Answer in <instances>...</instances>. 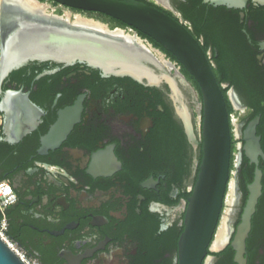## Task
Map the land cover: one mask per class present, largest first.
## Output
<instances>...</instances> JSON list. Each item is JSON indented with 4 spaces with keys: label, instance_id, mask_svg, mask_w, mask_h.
I'll return each instance as SVG.
<instances>
[{
    "label": "flooded vegetation",
    "instance_id": "1",
    "mask_svg": "<svg viewBox=\"0 0 264 264\" xmlns=\"http://www.w3.org/2000/svg\"><path fill=\"white\" fill-rule=\"evenodd\" d=\"M192 2L169 0L167 7H159L181 18ZM210 7L206 5L202 27L240 30L246 55L255 62L257 77L264 84V4L250 0L243 10L213 7L211 12ZM23 15L16 11L14 17L4 15L1 20L5 25L23 24L28 20ZM117 29L167 62L161 67L180 82L197 132L201 97L195 96L183 66L139 31L128 26L112 31ZM36 63L45 69L41 73L57 72L38 80L41 73L13 80L11 72L0 94L1 102L6 93L22 91L43 112L38 128L17 141L12 128L6 130L7 115L0 111V175L17 195L9 208L17 243L40 264H175L187 201L181 194L192 192L201 151L187 139L169 85L149 87L127 77H105L80 62ZM231 94L233 108L248 111L239 95L241 104ZM82 96L79 123L58 149L39 155L41 139L56 123L59 111ZM244 125L245 121L238 126L241 140ZM94 164L108 167L103 174ZM151 180L152 187H144ZM217 261L215 257L212 264Z\"/></svg>",
    "mask_w": 264,
    "mask_h": 264
},
{
    "label": "water",
    "instance_id": "2",
    "mask_svg": "<svg viewBox=\"0 0 264 264\" xmlns=\"http://www.w3.org/2000/svg\"><path fill=\"white\" fill-rule=\"evenodd\" d=\"M67 8L99 13L133 28L172 54L185 70L194 78L200 88L202 100L198 104L200 114V133L196 132L187 98L180 88L178 79L159 66L156 61L141 58L135 53L129 54L124 49L109 41L98 40L73 44L59 35L39 38V26L25 27L14 22L7 23L0 19V94L4 79L13 71L30 62H54L71 65L75 62L86 63L89 67L103 72L105 77L131 78L149 87L159 86L162 82L169 85L177 98V111L184 124V131L189 143L200 149L201 160H196L199 172L192 194L184 206V230L178 240V254L175 264H207L212 243L215 239L226 198L232 181L231 156L232 133L225 97L214 71L210 55L202 44L189 31L186 20L169 15L159 8L138 0H51ZM250 0H203V4L212 7L243 10ZM264 4V0H259ZM168 6L169 0H162ZM7 22H9L7 20ZM6 23V22H5ZM31 28V29H30ZM7 30V31H6ZM12 30H27L20 35H12ZM29 30V31H28ZM75 39L77 36L71 35ZM69 37V38H71ZM90 38V37H89ZM93 42V43H92ZM96 46H90V45ZM113 45V46H112ZM115 47V48H114ZM264 49V44H261ZM57 72L47 71L37 76V80ZM151 78V79H150ZM156 79V80H154ZM182 83H186L184 79ZM224 87V86H223ZM236 96L234 89L229 91ZM84 97L76 103L59 111L56 123L41 139L38 154L41 156L55 151L67 139L79 123L83 111ZM234 105V104H233ZM241 106V105H240ZM0 111L7 115L5 128H12L17 141L38 128L43 112L29 98L28 94L8 92L0 102ZM261 116L249 121L242 132V145L237 157L236 173L241 166L243 155L255 166L254 180L248 185V198L243 208L240 223L234 227L230 245L233 248L234 262L248 264L247 240L252 231V221L256 214L259 200L263 195L264 173L260 169L264 161L262 137L258 135ZM105 164L93 165L103 174ZM238 180V179H237ZM146 182L144 187H152ZM222 251V250H221ZM220 252V251H219ZM218 253V252H214ZM0 264H24L0 237Z\"/></svg>",
    "mask_w": 264,
    "mask_h": 264
},
{
    "label": "trees",
    "instance_id": "3",
    "mask_svg": "<svg viewBox=\"0 0 264 264\" xmlns=\"http://www.w3.org/2000/svg\"><path fill=\"white\" fill-rule=\"evenodd\" d=\"M138 1L146 2L152 6H156L148 0ZM53 3L56 4L55 2ZM192 5V8L189 9L190 11L184 10L182 11V14L184 19L190 23V26L186 25L187 28H189V31L194 35V37L201 42L205 52L207 54H209L210 50L212 52V56L209 57V60L214 64L213 71L219 85L222 88L230 120L231 115L234 113V108L229 100L228 91L232 87L237 92L239 97L243 100L244 104L248 107L249 112L244 119V128L246 124L254 117L258 115L261 116V123L258 127V135L262 137V147L264 150V84L261 83V79L257 77L258 74H256L255 67H253L255 62L253 61V59H249L246 55V49L243 44V34L240 30H205V27H202L201 21L206 15V5L203 4V0H193ZM213 9V7H210V12L213 11ZM166 13L172 16L171 13ZM112 20L119 26H126L119 21H116L114 19ZM139 34L144 38H148L156 47L164 51L173 61H177L172 54L167 52L153 39L149 38L141 32H139ZM37 65L38 64L35 62L31 63L28 66L15 70L10 74L9 78L16 80L23 77L36 76L43 70H45L44 68L37 67ZM31 69L35 70L33 74H31ZM182 69L185 76L195 85L200 93V88L194 78L190 76V74L185 70L184 67H182ZM223 84H228L229 86L227 88H224ZM200 97L202 100L201 93ZM184 141H186L185 138ZM235 151L236 141H234V137L232 134V156L230 167L231 172L234 169ZM201 157L202 154L200 153V160ZM260 169H262L264 173V161H261ZM254 173L255 166L251 165L249 160L243 155L242 163L238 170L237 177L243 203L235 227H237V225L240 223L241 214L249 195L248 185L253 182ZM5 179L6 178L4 176L0 175V180ZM262 183L263 195L259 200L257 211L252 221V231L250 233L249 239L247 240L246 258L248 259V264H264V177ZM191 194L192 192H184L181 194V198L188 200ZM8 217L10 222L8 235L17 243L16 232L9 216V210ZM183 230L184 226H182L181 233L183 232ZM209 255L215 256L218 259L216 264H236L234 262L235 252L230 244L218 253L209 252Z\"/></svg>",
    "mask_w": 264,
    "mask_h": 264
},
{
    "label": "bare ground",
    "instance_id": "4",
    "mask_svg": "<svg viewBox=\"0 0 264 264\" xmlns=\"http://www.w3.org/2000/svg\"><path fill=\"white\" fill-rule=\"evenodd\" d=\"M157 1L163 3L162 0H157ZM5 4L7 8H4ZM47 9L48 6L40 3L38 0H0V19L4 15L14 17V15H16V11H20L22 14H24L22 17L28 18V20L23 21V24H21L20 22H19L20 24L18 22L16 24L25 27L39 26L40 30L37 31L39 32L37 35L39 38H48L50 35L53 36L54 34L64 37L65 39L67 38L66 40L68 44L69 43L73 44L74 42L75 44L76 42L84 43L86 41L84 45H87L88 41L105 40L111 42L113 45H116L121 49H124L126 52H129V54L135 53V55H140L141 58L149 59L154 62L156 61V63L162 66L163 68H165V66L167 65L166 61H165L166 64L163 62V57L157 58L154 55L153 51L155 50L152 51L144 47L141 41L138 40L136 41L135 39L128 37L129 35L126 36L124 34L125 32L122 30H118V29L114 31L108 30L107 25L102 24L100 22L87 20L82 17H78L77 20L72 23L69 21L68 15H66L67 19H64L65 17L64 18L57 17L51 13H48ZM31 17H34V19ZM13 20L15 19L13 18ZM18 32L19 31L12 30L10 34L16 36V35H20L21 33L23 34V32L24 33L27 32V30H23V32L20 31L19 32L20 34ZM71 35L77 36L79 40L75 39L74 37H71ZM83 39H85L84 42H82ZM90 46H96V45L92 44ZM231 95L234 98L233 100H235L233 94ZM229 190L230 192L227 201V210L225 211V214L222 217L223 219L221 218L220 220L221 224L219 223V227L215 235V239L211 246V250L213 252H219L225 249V247L229 245L232 239V234L234 231L232 225L233 219L236 213V207L240 203V199H241V193L237 179H233L231 181ZM213 261L214 259L212 257H209L207 259V264H212Z\"/></svg>",
    "mask_w": 264,
    "mask_h": 264
},
{
    "label": "rangeland",
    "instance_id": "5",
    "mask_svg": "<svg viewBox=\"0 0 264 264\" xmlns=\"http://www.w3.org/2000/svg\"><path fill=\"white\" fill-rule=\"evenodd\" d=\"M40 3L45 4L48 6V13H53L54 15L57 16H64L66 17V15L69 16V20L73 23L77 20L78 17H82L84 19L87 20H92L94 22H100L102 24L107 25L111 30L116 29V28H123L122 26H119L116 22H114L112 19L108 18L107 16L104 15H100L99 13H94V14H90V13H84L82 11H76L73 10L71 8H67L64 7L62 5H57L54 4L53 2L47 1V0H38ZM152 3H155L156 5L160 6V7H167L165 6V4L158 2L157 0H148ZM187 25L190 26V23L187 22ZM203 41V39H202ZM210 56H212V52L211 50L209 51ZM193 87V92L195 94L196 97L199 98L200 100V93L197 90V88L194 86V84H192ZM235 111H234V115H233V120L235 122L234 125V136H235V140L240 141V136L238 135L239 131H238V126H240V124H242L244 122V119L246 117V115L248 114L249 111H246L245 109L241 108V109H236L234 107ZM197 133H200V120H199V116L197 117ZM239 155V142L236 143V151H235V159H234V169H233V174H232V180L233 179H237L238 177V173H236L237 168L235 167V164H237V157ZM241 193V192H240ZM242 200L240 199V203L238 204V206L236 207V213L234 215V219H233V227L236 224V220L237 217L240 214L241 211V207H242ZM227 210V209H226Z\"/></svg>",
    "mask_w": 264,
    "mask_h": 264
},
{
    "label": "built area",
    "instance_id": "6",
    "mask_svg": "<svg viewBox=\"0 0 264 264\" xmlns=\"http://www.w3.org/2000/svg\"><path fill=\"white\" fill-rule=\"evenodd\" d=\"M148 46L152 47V45ZM233 115L234 114L231 115V121L233 125H235ZM241 145L242 140L239 142V148L241 147ZM16 201L17 195L10 182L7 180H0V237L24 264H40L38 260L33 257H30L27 252L23 250L20 245L16 243L13 239H11L8 235L10 228L8 210L11 206L16 203Z\"/></svg>",
    "mask_w": 264,
    "mask_h": 264
}]
</instances>
